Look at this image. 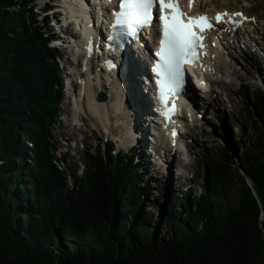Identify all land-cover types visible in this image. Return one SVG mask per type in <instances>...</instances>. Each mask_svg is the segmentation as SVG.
Returning <instances> with one entry per match:
<instances>
[{
	"label": "trees",
	"instance_id": "trees-1",
	"mask_svg": "<svg viewBox=\"0 0 264 264\" xmlns=\"http://www.w3.org/2000/svg\"><path fill=\"white\" fill-rule=\"evenodd\" d=\"M30 1L0 0V264H264V92L246 91L251 134L202 154V193L157 239L132 156L94 158L65 191L49 142L61 79Z\"/></svg>",
	"mask_w": 264,
	"mask_h": 264
},
{
	"label": "rangeland",
	"instance_id": "rangeland-1",
	"mask_svg": "<svg viewBox=\"0 0 264 264\" xmlns=\"http://www.w3.org/2000/svg\"><path fill=\"white\" fill-rule=\"evenodd\" d=\"M213 5L219 7L227 6L228 8H246L249 12H256L264 16V8L261 0H218L216 2H213ZM245 54L247 59H245L241 54L236 53L234 54L235 59L233 57L234 61L230 59V61L232 62L228 61L227 63V70L229 69L228 73H234V77H237L236 82L231 80V78L225 77L226 82L224 83L221 81L218 86L219 88L224 86L222 87V90L225 92L226 98L229 101V104H227L226 106V100L221 99L225 104V109L223 111H225L226 108L227 110L223 113L217 114V118L220 119V121L217 122V118L211 121L203 119L202 122L198 123V125H200V130L198 127H196L193 131H191V135L189 136L191 141L197 142V145H194L192 147L193 153L195 154L194 159L190 158L188 164H184V166L178 162V157H175V155L172 156L171 160L170 157H163V154L160 152V156L156 160L152 158V152H149L150 147L147 145L148 143L146 144L148 149H145L144 154L146 157V164L148 165V175L144 178L148 181H151V188L156 189L157 191L149 190V196L147 201L144 202L142 213H144L149 219V222L147 224L149 227L154 229V234L157 239H161L167 236L166 228L168 226V216L171 214L170 206L172 210H174V212L179 213L180 210L178 209V207H180L181 204V197H183V199L187 197L189 201H192L194 199L193 197L198 198L202 193V182L200 178H198V159L201 157L203 152H207L209 154L212 152L216 153L219 144L223 147L228 148L229 141L234 142V138L240 129L242 130V135L244 137L246 136V134H251L250 129L248 128L247 118L245 117V115H243V104L246 101V91H256L263 86V78L260 77L259 74L256 75L255 67L257 63L264 64V45L261 53L259 55H256L255 57L251 56L249 52H246ZM65 58L66 54L64 53V55L62 56V61ZM228 81L230 82V84H228ZM238 85H241V87L245 88L247 87V90L244 91L242 88L238 89ZM106 87L107 88L103 87L102 91H105L107 99H109V85H107ZM97 92L98 88L96 89V93ZM111 92L113 94V91ZM58 107L60 112H62L63 108L66 107V101L64 100L63 102H61ZM92 118H96V113ZM62 119L63 117H61V120ZM97 120L99 119L97 118ZM57 123L59 132H61L62 135L66 134L67 136H69L70 141L74 140V142H77L76 152L70 151L66 159L67 162L64 165H59L60 167L68 170L69 167L67 163L69 162L70 165L74 164V167L71 168L78 170L75 176L79 175L80 173L81 163L86 162L87 166L90 164L86 156V151L93 150L94 152H96L97 150H101V147L105 145H107L108 148H111V150L113 149L112 144L108 145V142H106V138L101 136L100 139V137L96 135L94 131H92L91 127L89 126V121L87 120L83 121V127H81L79 130L76 129L79 125L71 127V124L70 128L63 129V122L60 121V118L57 120ZM188 124L193 125V122H190ZM103 128H105L106 133H110L111 125L103 126ZM112 131H117V128L113 127ZM59 132H57L55 137L53 136V139L55 141H59L62 139ZM114 138H116L117 140H121L123 138L125 143L128 144L127 149L131 148V136L127 135L119 137L118 135L114 136ZM150 140L153 141L152 139ZM80 142H82L83 144H80ZM72 145L74 144L72 143ZM123 148L124 149L122 150L124 151L125 147ZM73 153L76 154V157H73ZM167 154H169V152H167ZM165 160L168 162L169 160L171 161L168 164V162L165 163ZM152 162H157L159 164L156 166L158 173L150 171L149 164ZM166 169L168 170L166 171ZM178 174H180L181 177L176 178ZM193 174L195 178L192 180L191 178ZM165 188L169 192L168 198L165 194ZM161 191H163V194L161 193ZM158 193H160V199L156 200V198L158 197Z\"/></svg>",
	"mask_w": 264,
	"mask_h": 264
},
{
	"label": "snow or ice",
	"instance_id": "snow-or-ice-1",
	"mask_svg": "<svg viewBox=\"0 0 264 264\" xmlns=\"http://www.w3.org/2000/svg\"><path fill=\"white\" fill-rule=\"evenodd\" d=\"M189 8L195 0H188ZM154 10L156 15H154ZM114 22L108 40L115 45L123 46L129 37H138V33L152 26L153 20L158 21V50L152 66L157 96L163 109L162 115L170 119L177 111L175 99L180 96L185 87V65L199 59L200 50L206 48L205 33L213 29L211 19L204 13L187 15L180 7L179 0H119L118 10L112 13ZM239 16L241 20L248 19L243 13L220 12L216 14V23H224V17L233 25L235 30L238 22L232 17ZM229 29H225L228 31ZM92 45L89 43V53ZM206 54V53H205ZM110 68L115 67L108 61ZM173 101L172 108L168 101ZM173 138L177 131L173 130Z\"/></svg>",
	"mask_w": 264,
	"mask_h": 264
},
{
	"label": "bare ground",
	"instance_id": "bare-ground-1",
	"mask_svg": "<svg viewBox=\"0 0 264 264\" xmlns=\"http://www.w3.org/2000/svg\"><path fill=\"white\" fill-rule=\"evenodd\" d=\"M211 2L212 0H200V7L202 6L201 10L202 11L211 10L210 8ZM63 5L64 7L70 9L71 13L74 16L78 18H83V19H86L88 16L87 10L92 9V5L87 2L85 5L83 3V0H63ZM224 8H227V7H224ZM231 10H236V9H231ZM207 50H208V55L206 56V58L208 59L207 62L211 65L212 74L215 75L216 77L218 74L220 76H223V74L226 73V70H225V62L223 60L222 53L219 52L218 50L216 52L211 44H208ZM230 59L233 60L232 57H230ZM133 61L134 59L131 58L132 63ZM128 67H129V70L126 74L120 75L116 80H114L113 82L109 81V83H106V81L104 80L102 81V79H100L98 75L95 77V80L89 77L91 75L85 76L83 80L81 78L82 80L81 84H82L84 95H82V97L80 96L75 101V107L78 110L81 109V114H80V111H78L77 114L74 113L73 120L80 122V121H83L82 118H87L91 122V125L93 126V128L98 129V131H103L106 133L105 128H103V126H110L112 118H117V120L121 121L123 119L121 115H123L124 112H128V110H133L136 114L135 118L132 119L133 123L136 126H139L141 128L140 134H141V137H143L145 135V132H147L146 126L143 122V113L146 108L144 104L145 99L139 89V82L136 77L137 69H135V67L132 65H129ZM75 72L77 71L75 70ZM118 72L120 73V71ZM194 73L198 75V71H194ZM107 85H109L108 88L110 90L109 99H107L105 102H102V103L96 102L95 100L96 89L98 88V91H102V88L103 87L107 88L106 87ZM201 89L205 92L206 102H208V100L210 99L212 95L211 89L209 88L208 85L201 86ZM111 91H113V94ZM119 100L122 101L121 107L123 109L122 111L123 114L120 112L119 107L117 105ZM211 102L215 103L209 106L213 108L214 111L218 108V105H222V106L224 105L225 107V104L223 103L221 99L213 100ZM224 107L223 109H225ZM95 113H96V118H92ZM145 117H148V116H145ZM97 118L99 120H97ZM129 136L132 137V140L134 139L131 131H130ZM137 137L138 135L136 136V138ZM143 149L144 151L145 149L146 150L148 149L146 144H143ZM166 152H169V155H170L171 149H167ZM175 153L173 154V156L175 155ZM156 173H158L157 169H156Z\"/></svg>",
	"mask_w": 264,
	"mask_h": 264
},
{
	"label": "water",
	"instance_id": "water-1",
	"mask_svg": "<svg viewBox=\"0 0 264 264\" xmlns=\"http://www.w3.org/2000/svg\"><path fill=\"white\" fill-rule=\"evenodd\" d=\"M105 100V96L103 93L98 94L97 101L103 102Z\"/></svg>",
	"mask_w": 264,
	"mask_h": 264
}]
</instances>
